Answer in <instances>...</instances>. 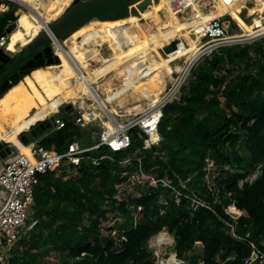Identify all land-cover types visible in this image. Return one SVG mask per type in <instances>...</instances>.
I'll return each instance as SVG.
<instances>
[{"label":"trees","instance_id":"trees-1","mask_svg":"<svg viewBox=\"0 0 264 264\" xmlns=\"http://www.w3.org/2000/svg\"><path fill=\"white\" fill-rule=\"evenodd\" d=\"M2 2L9 9L0 11V37L18 19L17 4ZM233 27L238 30L235 22ZM63 119L65 127L41 144L58 152L75 139L93 144V127L83 128L87 124L70 115ZM139 130L133 129L128 149H100L113 160L82 162L80 177L64 179L55 171L38 175L31 228L12 248L8 264H53L45 260L52 252L59 264H156L149 241L162 230L175 238L173 249L190 264L199 259L245 264L252 249L231 234L230 224L241 236L250 233L257 242L264 238V37L222 45L196 62L179 96L163 108L158 145L143 149ZM100 150L90 154L98 156ZM129 156L131 164L123 167L119 161ZM210 162L212 183L207 179ZM258 170L255 180L240 186ZM133 175L140 176L139 194H121L120 187ZM153 178L160 181L152 184ZM194 196L211 208L191 209ZM232 203L241 213L237 220L228 213ZM110 214L119 217L117 222L102 226ZM197 242L200 251L189 255Z\"/></svg>","mask_w":264,"mask_h":264},{"label":"bare ground","instance_id":"bare-ground-1","mask_svg":"<svg viewBox=\"0 0 264 264\" xmlns=\"http://www.w3.org/2000/svg\"><path fill=\"white\" fill-rule=\"evenodd\" d=\"M32 1L31 7L33 8L34 19L32 14L26 11L20 13L18 26L12 32L9 41V49L11 50L16 48L17 43L25 41L22 43L25 44L27 38L36 36L40 30L50 32L48 23L53 21L63 10L67 9L72 0ZM246 1L255 2V7L252 10L261 11L264 7V5L262 7L263 0H217V5L213 12L219 10L222 12L214 17L228 15L235 18L236 12L244 7L243 4H246ZM149 11L152 13L150 14V18L155 22L153 25L155 27L157 25L156 28L153 25L141 24L146 17V13ZM156 12L160 16L161 14L165 15L167 17L165 18L166 20L163 21L162 16L160 17ZM173 14L168 6L160 0L158 4L142 12L141 18L130 17L118 21L93 20L81 29L82 37L80 40H76L74 35L70 36L66 40L70 45L69 51L63 49H59L60 51H58L62 58V64H58L60 68H57V71L52 72L50 68L39 69L33 74V80L26 78L27 84L20 82L0 99V140L8 141L11 145L18 146L22 153L29 155V147L20 142L18 134L22 130L28 129L37 120L45 119L57 111L62 103L71 101L72 99L87 98L90 100L93 98L95 104L92 103L91 108L82 107L84 117L87 119L100 117L104 121H108L111 117L110 111L119 112L117 108L112 107L113 99L118 97V93L111 90L107 96L103 97L98 84L107 78V74L110 71L119 69L124 63L141 55L149 45L164 43L173 37H179L180 41L186 42L185 37L177 32L178 26L180 31H187L192 24L188 21L189 18L188 20L181 21L177 15ZM212 15L202 12L201 9L197 11L192 10L190 13V16H195L197 23L205 22ZM172 19L173 23L169 24L167 21H171ZM124 22L132 24L126 26ZM117 28H122V32H124L123 35L121 34L122 36L114 34L113 30ZM92 35L96 36L93 38L94 40H98V38L102 40L100 45L103 42H108L113 53L121 58L111 64L107 57L99 55L97 49L99 45L86 47L84 42ZM119 36L120 39L125 38L128 41V48L117 38ZM194 36L199 38L197 34ZM196 43L195 38L194 40L191 39L187 41V47H192ZM198 49L191 56L197 53ZM184 53L182 50H175L173 54L170 53L171 57L166 58L163 68L158 71V76H161L159 83V78L147 76L142 72L140 77H143V81L146 83L144 85L143 81L138 82L134 71L130 72L129 79L131 80V84H126V86L133 85L134 88L133 91H125L123 94L125 106H129L126 111L145 108L144 104H140L142 100L146 101L147 104H152L162 99L170 91L175 82L172 63L179 57L184 56ZM154 62L155 59L151 58L148 59L147 64L149 67H152ZM95 63V68L89 70L88 64L94 65ZM97 74L98 76L95 77ZM93 84H96L97 87H93ZM108 99L111 101H108ZM108 104L111 105V109H109ZM94 109L98 115H85V112H89V110L93 111Z\"/></svg>","mask_w":264,"mask_h":264},{"label":"built area","instance_id":"built-area-1","mask_svg":"<svg viewBox=\"0 0 264 264\" xmlns=\"http://www.w3.org/2000/svg\"><path fill=\"white\" fill-rule=\"evenodd\" d=\"M215 1L217 2V0ZM194 3H197L199 7H193ZM202 3L203 0H183L177 7L173 8V12L180 18L185 13H190L193 9L196 11L201 9L203 11L210 6L206 4L207 2L204 4ZM263 5L264 0L262 7ZM262 12H264V7L261 11H256L258 16H256L254 20L259 18L263 19V21L261 23H256L253 20L251 31L245 32L243 29L245 33L241 35H233L230 33L231 21L227 20L223 15L214 17L207 22L198 23L194 31L199 35L200 40L205 41L199 46L197 53L190 57L187 56L181 67V73L177 75L178 78L170 91L162 99L152 103L153 105L150 109L143 113L136 112L124 114L121 112L120 115L118 112H115L108 121H104L100 117H95L103 124L101 126L103 131L97 133V139L93 144L84 145L80 140L75 139L69 144L65 151L58 152L47 148L40 142H34L29 146V155L19 153L10 157L0 171V263L6 261L5 259L8 258L14 245L26 233V230L31 227L28 223L30 216L29 212L34 201L35 187L39 182V174L46 173L47 171L56 172L57 170H67L71 166L78 168L82 162L86 160H91V162L96 165L104 159L113 160L111 153H101L102 150L100 149L102 147H108L113 151H121L130 148L133 144L132 131L135 128L140 129V136L144 135L143 149H150L154 145H158L162 140L159 131V123L163 115V108L168 102L172 101L176 93L180 91L192 67L203 55L209 54L212 50L222 45L244 42L249 39L262 37V35H264V16L260 15ZM12 32H7L0 37V50L3 49L6 52L14 51L9 49V41ZM39 35L40 33L30 38V40ZM179 42L180 39H178L177 47L173 51L180 50ZM21 44V42L20 45L17 43L16 46H21ZM162 52L166 54L163 50ZM180 58H183V56L178 59ZM86 120L91 121L93 119H87L84 117L82 111H79V114L76 116V122L83 124ZM54 127L55 130H60L65 127L64 119H56ZM99 150L101 154L98 156H92L90 154L91 151ZM138 151L140 150L138 149ZM137 159L140 161L139 158ZM132 160L133 157L129 156L119 162L123 167H127L131 164ZM211 166L213 167L212 162L209 163V168H211ZM259 173L260 171L258 170L246 177L245 180H241L240 186L243 185L244 181L252 182L255 180ZM159 181L160 180L153 178L151 182L156 185ZM165 185L172 187L168 181H165ZM180 195V191H176L177 201L180 200ZM201 206L211 208L204 200L194 196L190 205L191 209L195 211ZM228 213L234 220H237L241 215L235 203L229 205ZM230 226L231 234L238 239L246 240L252 249L251 256L246 260L245 264H264V238L257 242L250 239V233H247L245 236L238 234L235 223L230 224ZM174 240L175 238L171 239L166 231L162 230V232L157 234V240L153 244V248L149 245L153 253V260L156 264H190L189 260L179 257L177 252L173 249L175 245ZM197 244L201 243L197 242ZM197 264L206 263L202 259H199Z\"/></svg>","mask_w":264,"mask_h":264},{"label":"rangeland","instance_id":"rangeland-1","mask_svg":"<svg viewBox=\"0 0 264 264\" xmlns=\"http://www.w3.org/2000/svg\"><path fill=\"white\" fill-rule=\"evenodd\" d=\"M1 1H5V0H1ZM6 1H10V2H13L15 4H17V8H16V15H18V19H19V15L20 13H22L23 11H26L28 12L29 14H32L33 16V19H34V14H33V8L31 7V4L33 3L32 0H6ZM160 1V0H159ZM165 5L168 6L169 10L171 12H173V8L174 7H177L180 3L183 2V0H161ZM205 2H207L206 4H209L210 6H208V8L204 9L202 12L204 13H210V14H213L211 17H209L205 22L209 21L210 19H212V17L216 16L217 14L221 13L222 11L219 10L217 12H213V10L215 9V6L217 5V2L215 0H203V3L204 4ZM211 3V4H210ZM193 7L197 8L199 7L197 3H194L193 4ZM255 7V2L254 1H247L246 4H244V7L241 8V10L237 11L236 12V16L235 18H233L232 16H227L226 19L227 20H230L231 21V26H230V33L233 34V35H241L245 32H248V31H251L252 27H251V24L253 23V20L257 15L256 11L257 10H252V8ZM9 9V6L6 5V3L2 2L0 3V11H6ZM66 10V9H65ZM65 10H63L61 13H63ZM195 10V9H193ZM196 11V10H195ZM154 12V11H152ZM59 13V14H61ZM157 13V12H156ZM174 13V12H173ZM191 13V12H190ZM190 13H185L182 17H180V20L181 21H184V20H188L189 18V22L190 24H192L190 26V29L187 30V31H180L179 30V26H178V30L177 32L178 33H181L186 41H190L192 38L194 39L195 38V41L197 42L195 45H193L192 47H189L188 50L185 51L184 55L186 56H183V58H180V59H176L175 61H173L172 65L174 67V72L173 73H176V75H180L181 73V67L182 65L184 64V61L185 59L188 57H190L198 48L199 46L205 41V40H200L199 38L195 37L194 35L196 34V32L194 31L195 30V27L196 25L198 24L196 22V18L195 16H190ZM59 14L55 17L56 19L58 18ZM150 14H152L150 11L148 13H146V17L145 19L141 22V24H149V25H153V23H155L154 21H152V19L150 18ZM158 14V13H157ZM194 14V13H193ZM159 15V14H158ZM174 15V14H173ZM242 15H244V17H242ZM260 15L264 16V12L260 13ZM160 16V15H159ZM162 16V17H161ZM161 18L163 21H165L167 17H165V15L161 14ZM175 17V16H173ZM32 18V17H31ZM54 18V19H55ZM17 19V21H18ZM53 19V21H54ZM174 19V18H173ZM173 19L171 21H167L169 24L170 23H173ZM97 20V19H95ZM176 21V20H175ZM263 21V19H255L254 22L256 23H261ZM233 22H235L238 26V30H235L234 27H233ZM89 24V23H88ZM178 25V24H177ZM154 28L156 27L153 25ZM244 29V31H243ZM43 31L40 30V32L38 33H42ZM114 34L116 35H120L122 36L124 34V32H122V28H117L115 30H113ZM37 33V34H38ZM163 33V32H162ZM161 33V34H162ZM174 33V32H173ZM176 33V32H175ZM36 34V35H37ZM90 34V32H89ZM122 34V35H121ZM171 34V33H170ZM12 35V34H11ZM72 36V35H71ZM120 36L117 37L118 39H120ZM33 36L29 37L26 39V44L30 41V38H32ZM96 36H90L86 39V44L87 45H90L92 44L94 41L93 38H95ZM170 37V36H169ZM262 37H264V35H262ZM262 37H259V38H262ZM179 37H173V38H170L168 39L166 42L164 43H155L153 45H149L148 47H146V50L139 56H137L136 58L124 63L123 65H121L119 69H116V70H112L110 71L108 74H107V78L102 80L99 84H98V87L99 89L102 91L101 92V95L103 97L107 96L108 95V92H110L111 90L114 91L115 93H119L118 94V97L116 98L117 100H113V108H117L119 110V114L121 115V112H123L124 114L125 113H143L145 112L146 110L150 109V107L153 105V104H150V103H146V101H141L140 104H144L146 107L143 108V109H135L133 111H126L127 108H129V106H125V103L124 102H119L118 99L122 98L123 97V94L125 92V88L127 87L126 84H131V80L129 79V73L134 71L136 73L139 72V74H141V72H143L144 74H146L147 76H152V77H156V78H159L160 76H158V72H157V65L160 64L163 59L165 57H171V54L169 53H172L173 54V51L169 52V53H166L164 54L162 52L163 48L165 47V45L169 44L170 42H172L174 39H178ZM259 38H254V39H249L247 41H244V42H251L253 40H256V39H259ZM198 39V40H197ZM120 41L122 42V44L124 46H126V48H128L129 44H128V41L124 39H120ZM67 41L64 42L63 44V47L69 51L70 49V45L68 43H66ZM20 45V43H19ZM18 46V45H17ZM101 47V48H100ZM18 48V47H17ZM104 48V49H103ZM98 51H99V55L100 56H103V57H107L109 62L113 63L115 62L116 60L120 59L121 57L114 54L113 53V50L112 48L109 46V43L108 42H103L102 45H99V47H97ZM102 54V55H101ZM60 55V54H59ZM61 57V56H60ZM155 59L156 60V64H153L152 67H149V65L147 64V61L148 59ZM166 60V59H165ZM97 62V61H96ZM62 63V62H61ZM142 63V64H141ZM145 63V65L143 64ZM61 65V64H60ZM60 65H50V67H47V68H50V71L54 72V71H57V68H60ZM94 66H96V63L94 65L92 64H88V68L89 70L90 69H93L95 68ZM142 68V69H141ZM146 68V69H145ZM106 71V70H104ZM174 75V74H173ZM175 78V81L177 80V76H174ZM94 79V77H93ZM138 82H141L143 81L144 79H141V77L139 76L138 78ZM128 80V81H127ZM73 82H75L74 80H72ZM127 81V83H126ZM94 83H95V80H94ZM175 83V82H174ZM143 84L146 85L145 81H143ZM93 87H97L96 84H93ZM179 93H176V97L179 96ZM71 104L73 105V108L75 109L74 112L79 114V111H82V107H83V104H85L84 106L89 107L91 106L92 103H94L95 101L92 99H87V98H79V99H72L71 101ZM89 103V104H87ZM95 104V103H94ZM115 105V106H114ZM133 106V105H132ZM108 107L109 109H111V105L108 104ZM80 109V110H79ZM104 120V119H103ZM91 124L93 125H90V124H87V126H82L83 128H89L90 127H93L95 130L98 129V131L102 130L103 131V128H101V126L103 125L101 123V121L97 118L93 119L90 121ZM93 129V130H94ZM138 151V150H137ZM101 153H106L105 151L101 152ZM108 153V152H107ZM96 165V164H94ZM211 173L209 174V176L207 177L208 179V182L209 183H212V179H213V170H214V167L211 166ZM127 173H124V175H126ZM57 176H61L63 175L64 179H67V178H70V177H74V178H77V177H80L81 174L78 170V168H74V167H71V168H68L67 170H57L56 171V174ZM142 184L141 181H140V176L139 175H136V176H131L129 178V180H126L122 186L120 187L119 189V192L121 194H124V195H137L139 194L138 192V187L139 185ZM34 202V201H33ZM33 204V203H32ZM30 214V213H29ZM117 218L119 217H114L113 214H110L109 216V220L108 221H105L103 222L102 226H107L108 227H111L113 225H115V223L117 222ZM122 219V218H121ZM123 220V219H122ZM30 225V224H29ZM31 227H29L26 232L30 229ZM163 231H166L168 232L169 236L171 237V239L174 237L169 233L168 230H163ZM162 232V231H161ZM115 233V232H114ZM157 240V235L153 236L150 241H149V245L152 246L153 248V244L156 242ZM175 242V240H174ZM200 248H201V244H197L195 245L193 251H190L189 252V255H192L196 252H199L200 251ZM12 256V252L9 253L8 255V258H6L5 262L2 263V264H8L10 258ZM46 261H50L52 262L53 264H59L61 262V259L59 258V255H56L54 252H52L51 254H49L46 259Z\"/></svg>","mask_w":264,"mask_h":264},{"label":"water","instance_id":"water-1","mask_svg":"<svg viewBox=\"0 0 264 264\" xmlns=\"http://www.w3.org/2000/svg\"><path fill=\"white\" fill-rule=\"evenodd\" d=\"M159 0H73L70 7L64 11L57 19L48 23L50 32L43 30L41 38L35 41L27 55L21 57L7 54L3 49L0 50V99L20 82H26V78L33 80V74L42 68L50 65L62 64L59 49H64V42L74 35L76 40L82 37L81 29L91 21L97 19L100 21H118L130 17L141 18L142 12L158 4ZM227 17L228 15H224ZM244 17V15H242ZM126 26L132 23H125ZM18 26V21L10 24L6 32L11 33ZM178 39H174L165 45L163 51L169 53L176 49ZM38 51L36 57L44 53L48 60V66L44 64L43 58L37 61H27L35 51ZM55 50V53H54ZM68 51V50H66ZM177 76L176 73H173ZM71 102L62 103L57 111L45 119L37 120L31 124L28 129L22 130L18 134V139L24 145L39 142L48 134L54 131L56 119L63 118L66 113L73 112ZM74 118V117H73ZM18 152L15 145L10 142L0 140V156L4 159L11 157Z\"/></svg>","mask_w":264,"mask_h":264},{"label":"crops","instance_id":"crops-1","mask_svg":"<svg viewBox=\"0 0 264 264\" xmlns=\"http://www.w3.org/2000/svg\"><path fill=\"white\" fill-rule=\"evenodd\" d=\"M140 25V24H139ZM90 32H91V30H90ZM193 39V38H192ZM194 40V39H193ZM101 39L100 38H98V40H96V41H94L92 44H90V45H87L86 44V42H84V45L86 46V47H91L92 45H100L101 44ZM25 42V41H24ZM24 42H22V43H24ZM67 43V42H66ZM26 44V43H25ZM167 57H165L164 59H163V61L160 63V64H158L157 65V72L158 71H160L162 68H163V64H164V61H165V59H166ZM112 64V63H111ZM144 64V63H143ZM145 65V64H144ZM112 67V66H111ZM119 68H121V67H119ZM146 69V68H145ZM136 73V72H135ZM141 74H142V72H141ZM144 74V73H143ZM136 75H137V78L140 76V74H139V72L138 73H136ZM146 75V74H145ZM98 76V74L95 76V77H97ZM141 79H143V77H141ZM133 88H134V86L132 85H128L126 88H125V91L126 92H131V91H133ZM66 90H67V88H66ZM119 94V93H118ZM117 98V97H116ZM115 98V100H117ZM114 100V99H113ZM114 100V101H115ZM119 100V102L121 101V102H124L125 101V99H124V96L122 97V98H120V99H118ZM109 101H111V100H109ZM83 107H85L86 108V106H83ZM87 108H89V107H87ZM91 108V107H90ZM75 110V109H74ZM74 110H72L73 112H71V113H67V115H70L71 117H74V118H76V116L78 115L77 113H74ZM80 110V109H79ZM113 113H115V112H113V111H110V114L112 115ZM72 114V115H71ZM91 114H93V115H98V113L95 111V109L93 110V111H91V110H89V112H85V115L86 116H89V115H91ZM66 116V115H65ZM64 118V117H63ZM84 124V123H83ZM85 124H91L90 123V121H88V120H86V122H85ZM55 128V127H54ZM55 130V129H54ZM97 133H99L97 130H93L92 131V140L93 141H95L96 139H97ZM96 135V136H95ZM40 142V141H39ZM14 145V144H13ZM24 145V144H23ZM28 147L30 146V144L29 145H27ZM17 148H18V152H16V153H14L11 157H13V156H15V155H17V154H19V153H22L21 152V150H20V148L17 146ZM22 148V147H21ZM25 154V153H24ZM10 158V157H9ZM9 158H7V159H4V158H2L1 156H0V171L2 170V168L4 167V165L6 164V162H7V160L9 159ZM0 193H1V188H0Z\"/></svg>","mask_w":264,"mask_h":264},{"label":"flooded vegetation","instance_id":"flooded-vegetation-1","mask_svg":"<svg viewBox=\"0 0 264 264\" xmlns=\"http://www.w3.org/2000/svg\"><path fill=\"white\" fill-rule=\"evenodd\" d=\"M41 38V35H39L38 37L30 40L27 44H21V46H16V48L14 49L13 52H6L7 54H11L12 56H19V58L22 56V55H27L28 52L30 51L33 43L35 41H38L39 39ZM179 43L180 44V50H182L183 52H185L186 50H188L189 47H187V41L186 42H183V41H180ZM18 47V48H17ZM39 50L35 51L31 57H29L27 59V61H30V60H34L37 61L38 59H42L43 58V61H44V64L46 66H48V60L51 58V57H46L44 53L40 54V56L36 57L37 53H38ZM54 53H55V50H54ZM21 55V56H20ZM154 64H156V60L154 62ZM50 67V66H49ZM144 76V75H143ZM161 77V76H160ZM159 77V80H158V83L160 82L161 78ZM70 113V112H69ZM67 115V113H66Z\"/></svg>","mask_w":264,"mask_h":264}]
</instances>
